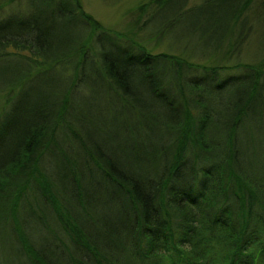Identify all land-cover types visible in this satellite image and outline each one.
<instances>
[{
    "label": "trees",
    "instance_id": "16d2710c",
    "mask_svg": "<svg viewBox=\"0 0 264 264\" xmlns=\"http://www.w3.org/2000/svg\"><path fill=\"white\" fill-rule=\"evenodd\" d=\"M254 2L0 0V264H264Z\"/></svg>",
    "mask_w": 264,
    "mask_h": 264
},
{
    "label": "rangeland",
    "instance_id": "374dc122",
    "mask_svg": "<svg viewBox=\"0 0 264 264\" xmlns=\"http://www.w3.org/2000/svg\"><path fill=\"white\" fill-rule=\"evenodd\" d=\"M149 2L151 0H82L84 9L103 25L114 31L126 34H128L130 28L135 24V19L140 14H144L140 11L139 7ZM18 9L25 12L28 9V3L24 1L12 10L17 11ZM144 19H146L145 15L141 22ZM246 19L247 27L250 25L248 27V36H246L243 49L237 54L239 57L237 55L233 57H235L234 61L239 59L243 62L253 63L260 59L262 50L264 49V0H255L251 8L247 11ZM144 33L142 32V35ZM165 48V42H163L156 50L162 51ZM224 54L226 55L227 53ZM224 54L215 55L211 51H208L203 54V60L201 61L206 64H214L226 60Z\"/></svg>",
    "mask_w": 264,
    "mask_h": 264
}]
</instances>
